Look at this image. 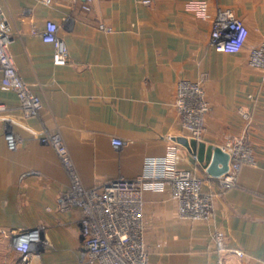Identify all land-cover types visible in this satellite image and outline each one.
I'll list each match as a JSON object with an SVG mask.
<instances>
[{"label": "crops", "instance_id": "0c3cea01", "mask_svg": "<svg viewBox=\"0 0 264 264\" xmlns=\"http://www.w3.org/2000/svg\"><path fill=\"white\" fill-rule=\"evenodd\" d=\"M191 1L208 3L207 19L187 11ZM0 9L16 66L43 104L38 117H27L17 94L1 86L0 70L7 106L0 114V264H17L12 235L37 227L47 245L34 264H88L81 212L61 203L71 177L40 141L50 133L61 137L87 188L137 178L173 137L181 167L204 179L214 208L208 221L182 220L168 191L146 192L149 264H264V69L248 62L250 49L264 43V0H0ZM218 9H231L249 29L238 54L210 45ZM49 21L68 46L65 66L54 65V47L42 39ZM180 81H202L206 91L210 111L200 142L181 124ZM8 132L21 139L14 151ZM231 136L248 141L256 163L244 165L237 186L223 191L207 167L211 149ZM115 138L122 148L113 147ZM217 231L226 234L224 251L215 245Z\"/></svg>", "mask_w": 264, "mask_h": 264}, {"label": "built area", "instance_id": "2783aa9c", "mask_svg": "<svg viewBox=\"0 0 264 264\" xmlns=\"http://www.w3.org/2000/svg\"><path fill=\"white\" fill-rule=\"evenodd\" d=\"M42 1L48 5L52 3V0ZM186 8L202 19L208 18V3L205 1H191ZM101 29L111 31L105 26H101ZM249 35V29L243 20L231 9L217 10L210 38V45L215 51L238 54L247 46ZM13 39L11 26L0 9L1 86L17 94L20 107L27 117H38L43 104L16 66L10 52ZM42 39L54 47V65H67L69 49L58 36V26L54 22L47 23ZM248 62L251 66L264 69V43L250 49ZM175 105L183 129L196 142H200L206 131L205 119L210 111L202 81H180L177 84ZM6 111L7 106L0 102V114ZM244 116L248 118L246 113ZM6 141L9 150L14 151L21 139L8 132ZM40 141L55 149L71 177L70 189L62 195L61 203L64 208H77L81 212L79 223L88 264H149L145 240L146 192L168 191L177 204L182 220L208 221L212 217L214 194L203 191V178L181 167L180 146L171 136L166 137L165 155L147 158L143 173L137 178L118 177L90 188L83 185L70 153L58 134L42 135ZM112 145L120 149L124 146V141L115 138L112 139ZM222 150L230 157L229 170L217 178V181L222 190L227 191L237 186L242 167L255 165L256 158L251 145L242 137H228ZM214 239L217 249L224 251L226 234L217 231ZM11 240L20 255L17 264H34L37 251L47 245L43 227L15 233ZM235 253L240 257L244 255L241 251Z\"/></svg>", "mask_w": 264, "mask_h": 264}, {"label": "water", "instance_id": "95a60500", "mask_svg": "<svg viewBox=\"0 0 264 264\" xmlns=\"http://www.w3.org/2000/svg\"><path fill=\"white\" fill-rule=\"evenodd\" d=\"M210 159L207 172L211 177L219 178L228 172L230 157L220 147L211 149Z\"/></svg>", "mask_w": 264, "mask_h": 264}]
</instances>
